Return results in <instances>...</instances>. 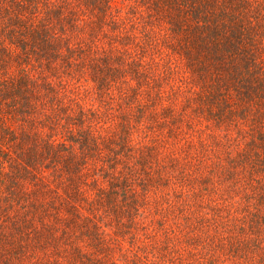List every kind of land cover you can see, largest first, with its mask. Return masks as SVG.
Returning <instances> with one entry per match:
<instances>
[{"label": "trees", "instance_id": "obj_1", "mask_svg": "<svg viewBox=\"0 0 264 264\" xmlns=\"http://www.w3.org/2000/svg\"><path fill=\"white\" fill-rule=\"evenodd\" d=\"M46 2L0 0V67L6 40L30 69L0 82V228L87 238L47 264H240L264 234V132L234 156L227 141L245 117L264 128V50L204 24L201 0L169 14L168 41L149 29L170 0H57L41 18ZM117 143L141 145L133 171Z\"/></svg>", "mask_w": 264, "mask_h": 264}, {"label": "clouds", "instance_id": "obj_2", "mask_svg": "<svg viewBox=\"0 0 264 264\" xmlns=\"http://www.w3.org/2000/svg\"><path fill=\"white\" fill-rule=\"evenodd\" d=\"M71 3V0H69ZM204 10L203 23H210L215 21L216 23L223 22L226 26L231 27L232 24H243L244 28L247 29V36L245 43L249 46H256L261 50H264V0H201ZM57 0H47L46 3L40 5V17H43L44 11L49 7H55ZM171 0L169 4H162L164 11L161 13L159 23L154 24L149 31L154 33L157 40L168 41L167 36V20L170 18L169 14L179 13L181 9H184V4L181 0H176L175 7H171ZM143 12V9H141ZM65 12V16H67ZM147 17L148 13H144ZM4 39V38H0ZM5 47L8 49V57H6V63L3 67H0V82L10 83L15 81L22 73L29 72L30 69L26 68L23 63L19 62L16 58L18 56L26 55L27 53H21L15 44H9L5 40ZM264 58V57H262ZM33 78L35 74L31 73ZM191 95V94H190ZM194 98V97H193ZM249 109L251 113L258 114L259 111H264V97L259 100H252ZM95 110V109H94ZM110 103L107 102V97L101 99V106L97 112V121L101 123H107L112 120L110 115L113 111ZM51 114V113H49ZM70 115H72L70 113ZM63 125L64 121H60ZM96 124L97 122H93ZM258 122L255 121L251 116L245 117L243 120L234 122L233 138L228 139L227 144L229 145L228 151L234 156L237 152L244 149L245 144L250 145V141L255 140L259 132H264V128H258ZM88 127V125H85ZM95 130V129H94ZM76 130L72 129L74 133ZM83 131V129H81ZM238 133V135H236ZM107 135L112 137L117 142L120 140L119 129L113 123L112 126L107 130ZM135 143L134 141L132 142ZM259 143V141H257ZM113 148L117 149L116 155L118 158L123 160V168L128 171H133L136 165V151L141 145L136 144L135 149L130 153L127 159H124L119 154L118 143L112 145ZM260 158L264 159V153L260 154ZM7 171V169H5ZM119 175V173H117ZM264 179V178H259ZM100 187H105L103 184ZM83 191V188L81 189ZM97 192L99 189L96 190ZM131 191L129 195H131ZM6 195V194H5ZM63 196V193H59ZM90 197L89 200L91 202ZM98 199V196L95 197ZM80 207V205H78ZM88 205L84 204L83 208H87ZM17 213L15 210L11 212V215L15 216ZM96 213L93 212V215ZM83 216L87 217L88 212H83ZM0 223H4L0 221ZM79 236V233L76 234ZM76 236L72 237L71 241L65 243V241L59 236L53 237L54 243L44 245L43 241H38L35 236L29 232L19 231L12 226L9 222L4 227L0 228V264H47V261L53 253L62 255L65 258L68 257L72 249L80 248L84 251H88L87 238L77 239ZM250 240L254 241L250 244L247 254L241 259L240 264H264V234L258 236H250Z\"/></svg>", "mask_w": 264, "mask_h": 264}]
</instances>
